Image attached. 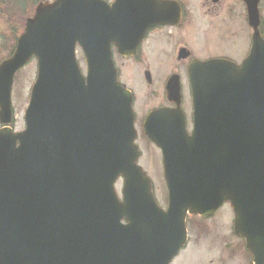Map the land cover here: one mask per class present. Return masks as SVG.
<instances>
[{"label":"water","instance_id":"1","mask_svg":"<svg viewBox=\"0 0 264 264\" xmlns=\"http://www.w3.org/2000/svg\"><path fill=\"white\" fill-rule=\"evenodd\" d=\"M244 1L255 29L251 55L240 67L192 66V135L179 110L146 121L164 155L166 212L136 165L133 98L118 82L111 47L134 55L149 29L172 25L177 5L56 0L37 7L0 65V122L9 125L15 75L33 57L38 62L26 131H0V264H171L187 240L188 211L208 217L225 202L254 264H264V39L259 0ZM168 93L180 103V88ZM120 174L123 203L114 190Z\"/></svg>","mask_w":264,"mask_h":264},{"label":"flooded vegetation","instance_id":"2","mask_svg":"<svg viewBox=\"0 0 264 264\" xmlns=\"http://www.w3.org/2000/svg\"><path fill=\"white\" fill-rule=\"evenodd\" d=\"M106 1L108 3L113 2ZM161 1L175 4L178 7L179 13L171 20L172 25H160L149 29L136 53L131 57L120 56L116 47H113V58L121 83L126 81L122 79L121 70L117 63L118 57L125 69H129V66L132 67V65L141 68V79L146 82L148 88H158L163 91V101L148 107L145 111L144 120L154 110L165 108L177 110L178 103L171 101L167 92L171 89L180 88L182 95L180 108L184 111L187 129L189 130L193 126V117L190 118L186 113L184 90L189 89L191 91L190 70L192 66L196 62L204 63L210 60H227L236 65H242L250 56L253 45V30L250 28L248 9L243 0ZM263 3L264 0H261L258 9L261 19V32L264 37ZM226 47H233V52L225 51ZM169 57L170 60L168 61ZM127 71L129 72V70ZM123 84L134 94L135 91L130 89L131 87ZM134 102L136 103V98ZM134 108L136 112V105ZM138 115L137 113L136 121ZM225 205H230L233 210V236L237 237L234 232L236 218L234 208L230 203H225L223 207ZM190 216L192 215L186 217L187 229ZM241 240L243 241V239Z\"/></svg>","mask_w":264,"mask_h":264},{"label":"rangeland","instance_id":"3","mask_svg":"<svg viewBox=\"0 0 264 264\" xmlns=\"http://www.w3.org/2000/svg\"><path fill=\"white\" fill-rule=\"evenodd\" d=\"M108 1L112 2L114 0ZM22 5H26L24 0L22 1ZM34 9L35 7L31 4L28 5L27 9L24 7V13H20L19 10H16V13L12 14V18L8 21L2 19L0 16V62L10 55V49L12 45L14 46L16 35L14 30L16 29L18 31L22 23L25 24L26 19L34 14ZM3 11L4 8L0 7V15H2L1 13ZM21 32L22 30L18 34ZM232 48L226 47L225 51L232 53ZM77 54L79 64L85 74L87 66L84 54L81 49H78ZM117 59L122 79L127 82L123 83L129 88L131 87L130 89H133L135 91L134 94H136V112L139 114L136 124L138 130L137 142L142 152L140 164L144 166V170H147L153 178L159 203L165 208L167 206V196L160 152L157 147L151 144L143 131L145 111L148 107L163 101V91L158 88H151L152 90L148 88L146 82L141 79L142 70L139 66L132 65V67L129 66V69H125L119 57ZM169 60L170 57L168 61ZM127 70H129V72ZM36 76V60L28 64L16 76L12 97L14 115L16 118L14 128L16 131L25 129V112L29 105L31 87L34 84ZM184 96L185 110L187 115L191 118L193 111L191 91L185 89ZM121 188L122 180H119L117 183V190L120 196ZM233 220L234 213L230 205H225L216 215L214 214L206 219L198 216H190L188 219V244L173 264H253V256L247 250L244 241L239 237L233 236Z\"/></svg>","mask_w":264,"mask_h":264},{"label":"trees","instance_id":"4","mask_svg":"<svg viewBox=\"0 0 264 264\" xmlns=\"http://www.w3.org/2000/svg\"><path fill=\"white\" fill-rule=\"evenodd\" d=\"M23 0H0V7L4 8V11L1 13L2 18L6 21L12 18V14L16 13V10H19L20 13H24V7L27 9L28 5H34L42 0H24L26 5H22Z\"/></svg>","mask_w":264,"mask_h":264}]
</instances>
